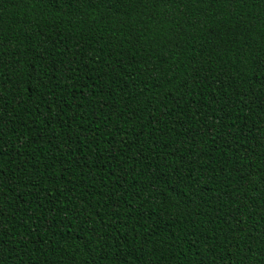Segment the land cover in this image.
<instances>
[{
    "label": "trees",
    "instance_id": "1",
    "mask_svg": "<svg viewBox=\"0 0 264 264\" xmlns=\"http://www.w3.org/2000/svg\"><path fill=\"white\" fill-rule=\"evenodd\" d=\"M0 264H264V0H0Z\"/></svg>",
    "mask_w": 264,
    "mask_h": 264
}]
</instances>
